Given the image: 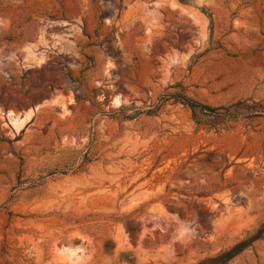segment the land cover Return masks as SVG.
I'll list each match as a JSON object with an SVG mask.
<instances>
[{
    "label": "rangeland",
    "instance_id": "obj_1",
    "mask_svg": "<svg viewBox=\"0 0 264 264\" xmlns=\"http://www.w3.org/2000/svg\"><path fill=\"white\" fill-rule=\"evenodd\" d=\"M53 238L264 264V0H0V264H65Z\"/></svg>",
    "mask_w": 264,
    "mask_h": 264
},
{
    "label": "bare ground",
    "instance_id": "obj_2",
    "mask_svg": "<svg viewBox=\"0 0 264 264\" xmlns=\"http://www.w3.org/2000/svg\"><path fill=\"white\" fill-rule=\"evenodd\" d=\"M141 3H142V1H141ZM141 3L138 1L137 4H139L140 6L142 4H144V3H142V4ZM147 4L148 3L146 2L145 5H147ZM143 7L145 8V6H143ZM62 107H63V109L66 110L68 108L67 103L63 102ZM139 191L137 192L135 188H133L132 190L129 191L130 192L129 195L127 194L128 200L126 201L128 204H126L124 201V203L126 204V210H137V208L139 206L138 205L139 201L137 203V200H140V199H138L139 196H142L143 198L146 196L145 195L146 192L141 191V193H139ZM142 194H144V195H142ZM146 198H147V196L144 199H146ZM137 213H139L138 214V218H139L138 226L141 229L142 236L145 238V236H148L147 234L149 233L150 227L153 224L152 216H151L149 210H146V209H144L143 211L137 212ZM124 237H126L125 238L126 242L127 241L129 243L133 242L132 234H130L129 236H124ZM183 239L187 240L188 236L183 235ZM124 242L125 241H122V243H124ZM130 246H132V245H130ZM80 248H81L80 252L76 253L73 250H71V248L65 246V241L63 239L53 238L50 241L49 246H48V254L51 257L50 259L54 260V261H60V262L62 261L65 264H81L82 260L85 258V255H86L85 251L87 248H85L84 244L80 245ZM87 252H89V251H87ZM87 256H88V254H87Z\"/></svg>",
    "mask_w": 264,
    "mask_h": 264
}]
</instances>
